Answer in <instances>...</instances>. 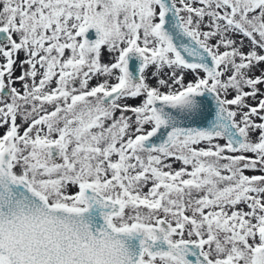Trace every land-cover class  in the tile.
<instances>
[{
	"label": "snow or ice",
	"instance_id": "6c2138e0",
	"mask_svg": "<svg viewBox=\"0 0 264 264\" xmlns=\"http://www.w3.org/2000/svg\"><path fill=\"white\" fill-rule=\"evenodd\" d=\"M0 264H264V0H0Z\"/></svg>",
	"mask_w": 264,
	"mask_h": 264
}]
</instances>
